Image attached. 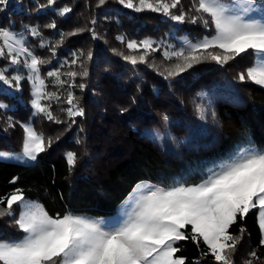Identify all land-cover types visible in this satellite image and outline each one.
<instances>
[{"label": "trees", "instance_id": "16d2710c", "mask_svg": "<svg viewBox=\"0 0 264 264\" xmlns=\"http://www.w3.org/2000/svg\"><path fill=\"white\" fill-rule=\"evenodd\" d=\"M64 7L71 11L61 16L58 13ZM180 9L195 15L188 0L172 11L178 14ZM52 23L55 28L48 27ZM199 25L187 20L178 23L163 13L125 9L112 0L103 6L99 0H54L53 4L10 0L0 11V28L15 33L38 28L39 35L30 38L29 48L44 61L40 74L45 91L60 97L41 103L50 105L61 123L48 120L43 113L34 115L27 69L22 64L9 67L7 60L0 59V69L9 67V79L17 74L23 77L18 86L0 81V103L7 106L0 108V137L7 140L0 142V151L19 152L25 137L22 126L29 123L46 144L52 141L29 165L0 160V197L19 188L27 200L43 205L54 217L71 211L103 218L113 214L140 182L161 187L198 183L210 169L218 170L236 148L249 143L264 148V88L235 84L234 76L209 62L165 78L166 73H160L176 60H165L159 50L150 53L145 63L133 65L123 59L137 53L127 48L129 40L174 42L199 32ZM73 60L77 63L72 64ZM54 69L61 72L62 87L47 76ZM84 69L87 77L78 75L72 81L66 75ZM70 84L85 88H70ZM68 91L84 110L73 126L66 112ZM198 105L205 110V119L200 118ZM153 132L163 139L155 141ZM68 152L78 157L71 168L66 162ZM241 228L245 231L233 255L234 264H245L254 250L259 260L253 264H264L256 209L243 219L238 217L229 232L240 236ZM190 230L188 226L182 231ZM21 235L13 218L0 221V239ZM176 246L186 264H218L210 254L201 255L207 250L202 240L199 244L190 239L178 241Z\"/></svg>", "mask_w": 264, "mask_h": 264}, {"label": "snow or ice", "instance_id": "6c2138e0", "mask_svg": "<svg viewBox=\"0 0 264 264\" xmlns=\"http://www.w3.org/2000/svg\"><path fill=\"white\" fill-rule=\"evenodd\" d=\"M9 2L0 0V11H4ZM181 2L117 0L125 9L163 13L178 23L187 20L213 29L211 36L196 42L186 40L178 50H169L171 46L165 48L164 59L177 62L160 74L166 73L165 78H170L204 60L224 65L242 54L251 53L259 67L248 69L247 78L264 87V0L260 3L257 0H195L192 9L198 15L194 16H189L183 9L178 14L172 11L179 9ZM48 3L53 4L54 0H48ZM106 3L107 0H99L101 6ZM70 11L69 7H64L58 14L63 16ZM48 27L55 28L56 24ZM29 31L33 36L39 35L36 27ZM118 39L123 40V37ZM25 44L22 35L0 28V59L10 61L9 67L23 64L29 70L28 79L35 97L33 108L48 120L61 123L54 117L50 105L41 103L44 99H60L57 93L45 91V80L40 74V65L44 61ZM127 48L133 52L143 50L139 56H123L133 65L145 63L150 53L158 50L147 38L129 40ZM91 58L89 53L88 59ZM76 63L77 60L72 61V64ZM7 72L8 68L0 69V81L6 85L15 82L18 86L23 77L17 74L9 79ZM66 75L74 81L78 75L87 77L88 71H68ZM47 76L54 77L61 87L65 83L59 69L49 71ZM239 79L243 81L245 75L242 73ZM73 86L85 88L84 84L69 85L70 88ZM74 99L73 93L68 91L66 112L69 118L84 115V110L77 107ZM6 107L0 103V108ZM197 109L200 118L205 119V110L199 105ZM211 116L215 119V111ZM22 127L25 133L23 157L35 161L52 141L49 139L46 144L45 137L31 126ZM152 136L157 142L163 139L158 132H153ZM77 159L76 152L66 153L70 168L76 165ZM5 203L6 207H0V218L12 217L23 235L18 239H0V264H186V258L177 255L181 249L176 244L187 239L197 244L203 241L207 250L201 253L202 256L210 254L218 264H234L233 255L245 229L241 228L240 236H236L229 232V228L238 217L243 219L253 209L257 210L260 245H264V148H257L252 143L239 148L218 165V170L210 169L206 178L198 183H177L168 187L138 184L119 215L109 220H98L71 211L54 217L43 205L27 201L19 188L0 197V205ZM13 205L21 208L18 218L14 215ZM188 226L190 233L182 231ZM249 257L245 264L259 260L255 250Z\"/></svg>", "mask_w": 264, "mask_h": 264}, {"label": "rangeland", "instance_id": "374dc122", "mask_svg": "<svg viewBox=\"0 0 264 264\" xmlns=\"http://www.w3.org/2000/svg\"><path fill=\"white\" fill-rule=\"evenodd\" d=\"M112 1H117V0H112ZM188 1L191 2L192 5L195 2V0H188ZM134 2H138V0H134ZM260 2H261V0H257V3H260ZM193 11H194V9H193ZM194 13H195V15H198L195 11H194ZM198 28L200 30L196 34H194L192 36H188L187 34H185V35L177 38L174 42H171V41H162L160 39L157 40L155 38H147V39H151L154 42V47H156L162 53V55H163V51L168 46H171V48L169 50H173V49L178 50L179 47H181L186 40L187 41L196 42L197 40H202L205 36H211L213 34V29H211V28H207L206 29L203 26L202 23H200V25L198 26ZM17 34L23 36V39L26 42L25 46L29 48L30 38L33 36V35H31L29 29H26L25 31L19 32ZM173 43H175V44H173ZM29 50H30V48H29ZM216 51H220V50L217 49ZM136 52L137 53H135V55L139 56L140 54H142L143 50L141 49V50H138ZM23 59L24 58L22 57L21 60L23 61ZM8 62H9L8 63V66H9L10 65V61H8ZM203 62L204 63H207V62L213 63L212 65H214L215 67H218L219 71H222V72H224L227 75L234 76V78L232 79V81L235 84H242V83H253V84H255L253 81H251L250 79L247 78V71H248V69H250V68H258L259 67L258 62L251 55V53L242 54L241 56L236 57L234 60H231L227 64H224V65L217 64L215 61H212V60H204ZM175 63H173V64H175ZM27 71H28V75H29V70L27 69ZM242 73L245 75V79L243 81L239 79V77H240V75ZM29 84H30V89H31L32 97L34 99L35 98L34 97V89H33V85H32V83H31L30 80H29ZM255 85H257V84H255ZM257 86H260V85H257ZM260 87H262V86H260ZM262 88H264V87H262ZM68 107H69V105H68ZM38 114L39 113H37L36 110L34 109V115L36 116ZM74 119H75V117L70 118V121L71 120L74 121ZM74 124H75V122H72L71 123V126H73ZM26 125H29V126H31L33 128L32 124H30V123L29 124H26ZM0 142L7 143V140L4 139V138H2V137H0ZM239 148H241V147H239ZM239 148H236L235 152ZM3 153H8L9 154V156H7V157L0 156V160H3V161L18 162V163H21V164H24V165H29V164H31L33 162V161L28 160L27 158L23 157L22 149L19 152L0 151V154H3ZM142 183H147L149 185H153V184H151L149 182H146V181L140 182L138 184H142ZM136 186L133 189H135ZM133 189L127 195V197L119 204V206L116 208V210L114 211L113 214L108 215V216L103 217V218H95V219H98V220H101V219L102 220H109V219H112V218L118 216L119 213H120V210H121L122 206L126 204V202L129 200L130 194L133 193ZM27 201H29L31 203H37V202L31 201V200H27ZM13 210H14V215L16 216L17 215V212H18V217H19V213L21 211L20 206L19 205H13ZM82 216H85V215H82ZM86 217H89V216H86ZM7 218L10 219L12 217L5 216V217L0 218V221H5V220H7ZM91 218H93V217H91ZM22 235H23V233H22ZM22 235H21V237H22ZM18 238H20V237H18Z\"/></svg>", "mask_w": 264, "mask_h": 264}]
</instances>
